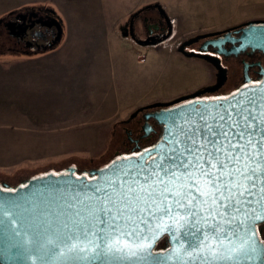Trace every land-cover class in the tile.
Instances as JSON below:
<instances>
[{"label":"snow or ice","instance_id":"1","mask_svg":"<svg viewBox=\"0 0 264 264\" xmlns=\"http://www.w3.org/2000/svg\"><path fill=\"white\" fill-rule=\"evenodd\" d=\"M166 120L161 146L73 189L47 264H167L152 243L161 228L174 264H264V89ZM18 223L0 207V230L19 236Z\"/></svg>","mask_w":264,"mask_h":264},{"label":"rangeland","instance_id":"2","mask_svg":"<svg viewBox=\"0 0 264 264\" xmlns=\"http://www.w3.org/2000/svg\"><path fill=\"white\" fill-rule=\"evenodd\" d=\"M70 1L77 6L74 3L77 0ZM55 3L60 11L62 0H55ZM149 3L151 6L162 4L171 19V40L143 47L126 29L120 30L118 37L112 32V41L108 38L107 44L97 48L94 56L105 58L108 56L105 54L112 53L118 68L125 66L126 71L72 75L69 84L64 86L65 104L70 108L67 113L70 129H65L64 135L69 137V141L64 144L56 142L53 152L40 154L48 158L31 159L16 171L0 169L1 186L7 184L15 188L32 178L53 172L58 174L71 167L81 174L84 170L107 166L124 150L125 128L136 131L143 110L176 100L210 81L207 67L201 62L188 59L179 51L175 56L169 49L199 34L252 20H264V0H149ZM115 5L123 7L124 3L121 0H104L101 6L111 9ZM52 15L51 19L57 21L62 35L67 20L64 21L57 13ZM113 20L110 21L113 23ZM2 35L0 32V37ZM11 42L10 37L6 38V44ZM24 47L23 50L28 49ZM34 49L42 50L40 47ZM240 68L238 64L237 76ZM55 136L59 139L57 128Z\"/></svg>","mask_w":264,"mask_h":264},{"label":"crops","instance_id":"3","mask_svg":"<svg viewBox=\"0 0 264 264\" xmlns=\"http://www.w3.org/2000/svg\"><path fill=\"white\" fill-rule=\"evenodd\" d=\"M101 1L77 0L74 6L70 0H62L59 11L55 0H0V169L16 171L31 159L48 158L40 154L53 152L56 142L69 141L64 135L70 129L64 86L72 75L126 71L125 66L118 68L112 53L96 58L95 51L108 38L112 41V32L118 37L126 29L133 39L142 38L139 16L151 5L149 0H121L123 7L105 9ZM156 6L163 8L160 3ZM52 13L69 21H65L63 37L55 48L57 43L36 51L9 25L21 15L46 20ZM9 37L12 42L6 44ZM176 49L169 50L177 56Z\"/></svg>","mask_w":264,"mask_h":264},{"label":"water","instance_id":"4","mask_svg":"<svg viewBox=\"0 0 264 264\" xmlns=\"http://www.w3.org/2000/svg\"><path fill=\"white\" fill-rule=\"evenodd\" d=\"M245 25L246 27L237 39L239 46L235 47V49L232 48L229 54L246 51L248 48L264 53V20L248 21ZM261 72L263 74L261 83L244 86L228 97L193 100L147 115L146 118L153 117L159 125H162V137L155 146L139 154L147 155L148 151H154L162 145L167 138V131L170 127V123L166 120L168 114L187 110L194 106L202 107L226 103L229 98H235L240 92H247L249 89H264V69ZM248 81L250 80L246 79V82ZM194 96L196 95H192V97ZM187 98L189 97L180 98L171 104L158 103L150 107L169 106ZM150 127L149 124L144 127L146 136L152 132L153 128ZM136 158H138L137 155L122 156L103 168L90 170L88 174H78L77 169L71 167L58 174L53 172L32 178L15 188L7 184L0 185V207L5 210L6 219L9 213L15 216L19 223L13 225V228H19L21 233L16 236L7 226L0 230V264H41L42 261L47 264L48 258L43 253L48 242L57 238L62 222L75 211V208H70V205L75 202L76 195H78L73 189L81 183L95 184L97 181H101L102 177L106 178L104 174L113 167L126 164L130 159ZM262 223L264 221H260L257 224L256 236L264 243L258 231V226ZM165 238L167 239L168 247L159 249V244ZM152 243L154 251L159 254L162 260L167 258V264H174L173 257L169 255L173 249V241L168 235L166 228L160 229L159 234ZM175 251L179 253L180 250L177 248Z\"/></svg>","mask_w":264,"mask_h":264},{"label":"flooded vegetation","instance_id":"5","mask_svg":"<svg viewBox=\"0 0 264 264\" xmlns=\"http://www.w3.org/2000/svg\"><path fill=\"white\" fill-rule=\"evenodd\" d=\"M139 18L142 24L143 37L137 39L138 42L149 47L150 45L171 40L173 24L163 8L158 6L148 7ZM245 24L199 34L178 43L177 49L182 55L188 59L201 62L207 67L210 81L194 92L180 97L189 98L179 103L169 106L150 107L143 110L142 118L137 121L136 131L133 128H125L126 141L122 143V149L124 150L118 153V158L139 154L152 148L160 141L163 127L153 117L146 118L147 115L193 100L225 98L244 86L261 82L263 78L261 71L264 69V53L262 51L248 48L246 51L229 54L232 48L235 49V47L239 46L237 39L246 27ZM9 25L24 43L31 46L44 47L54 45L58 43L60 38L61 30L59 24L54 19L45 20L36 16L30 18L21 15L10 22ZM238 64L241 65L239 76L236 74ZM246 79L250 81L246 82ZM192 95L196 96L192 97ZM176 100L163 104H171ZM146 124H149L153 128L148 136H146L144 128ZM88 172V170H84L81 174H88ZM262 225L264 223L258 226V231L261 240L264 242V227Z\"/></svg>","mask_w":264,"mask_h":264},{"label":"trees","instance_id":"6","mask_svg":"<svg viewBox=\"0 0 264 264\" xmlns=\"http://www.w3.org/2000/svg\"><path fill=\"white\" fill-rule=\"evenodd\" d=\"M166 247H168V244H167V239L165 238L164 240L161 241L158 248L159 249H165Z\"/></svg>","mask_w":264,"mask_h":264}]
</instances>
